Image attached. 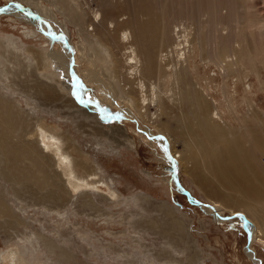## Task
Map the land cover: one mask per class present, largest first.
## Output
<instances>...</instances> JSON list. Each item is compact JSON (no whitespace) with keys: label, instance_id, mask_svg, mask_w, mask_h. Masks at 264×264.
I'll use <instances>...</instances> for the list:
<instances>
[{"label":"bare ground","instance_id":"6f19581e","mask_svg":"<svg viewBox=\"0 0 264 264\" xmlns=\"http://www.w3.org/2000/svg\"><path fill=\"white\" fill-rule=\"evenodd\" d=\"M27 1L40 12L38 15L56 20L68 35L67 23H74L89 44V53L101 62V74L110 85L123 75V92L159 131L168 115L171 126L161 133L149 128L141 132L153 139L160 136L169 140L166 135H175L177 139H171L169 144L175 153L171 162L177 175L182 163L201 186L204 177L224 196L211 199L207 211L218 219L228 208L226 203L234 202L235 207L228 208L231 215L241 213V218L251 219L253 224L248 223V229L252 238L258 235V240L264 241V112L254 98L248 100L251 86L259 83H249V76L260 77L261 71L246 39L239 36L248 25L263 36L264 15L248 19L254 14L248 0H99L100 8L93 13L85 7L88 2L84 0H45L51 6L43 0ZM9 11L19 18L26 15L20 7ZM57 13L65 19L60 20ZM207 66L214 68L209 74L202 72V67ZM59 68L73 72V65L62 53L31 48L0 34V233L11 240L22 237V228L28 227L19 208L14 207L16 200L21 202V211L30 204L59 213L75 199L90 210H103L91 193L109 186L99 174L101 167L83 154L76 155L81 147L73 135L25 108L46 105L49 111L53 108L48 105L57 101L51 93H57L81 115L96 117L70 97L66 81L58 76ZM230 78L241 84V94ZM259 80L258 86L264 90V80ZM64 90L67 95L61 93ZM241 104L248 107L244 114L247 125L241 122ZM103 111L106 114L104 108ZM191 119L203 130L199 148L192 150L190 144L182 142L186 148L177 153V133L188 131L185 124ZM237 119L240 130L233 128L232 120ZM111 195H115L114 191ZM142 223L154 226L168 240L170 232L185 240L182 231H186V225L182 221L175 220L173 228L164 227L153 217L144 218ZM42 237L45 236L37 231L21 239L31 242L30 252L34 254L35 243ZM44 242L52 250L57 246L51 238L45 237ZM29 248L16 245L3 252V259L6 264H35L25 251ZM247 253L258 261L251 248ZM130 255H125V264H146L129 259ZM162 255L166 260L157 255L161 264L175 262L170 252L164 250ZM197 257L198 252H194L192 259ZM75 258L67 251L60 255L61 260L75 262Z\"/></svg>","mask_w":264,"mask_h":264},{"label":"rangeland","instance_id":"374dc122","mask_svg":"<svg viewBox=\"0 0 264 264\" xmlns=\"http://www.w3.org/2000/svg\"><path fill=\"white\" fill-rule=\"evenodd\" d=\"M84 1L88 2L85 7L90 13L100 8L99 0ZM246 2L254 13L250 17L245 14L248 19L264 15V0ZM43 3L51 6L45 0ZM16 7H20L26 15L19 18L9 11ZM37 13L40 14L27 0H0V34L4 38L13 37L18 42L22 41L28 47L44 51L50 49L51 52H60L67 57L73 65V72L71 74L65 68H59L58 76L66 81L64 83L70 97L96 117L81 115L76 108L69 106L68 101L60 100L57 93H51L53 98L56 95L54 99L57 101L53 100L54 104L48 105L53 108L49 111L45 110L46 105L24 106L34 116L39 115L49 124L60 127L66 134L73 135L81 147L76 155L83 154L98 164L101 167L99 174L109 186L91 191L103 208L100 211L85 208L76 199L67 206V210L63 208L59 213L30 204L21 211L20 200H16L15 204L11 201L16 210L20 209L17 211L28 224V227L22 228V237H31L39 231L43 236L53 239L57 246L50 249L44 242L45 237H42L35 243L34 254H31L30 241L25 242L21 236L11 240L0 233V264H6L3 252L16 245H28L30 248L25 251L35 264H125L127 253L131 254L129 259L135 258L137 263L142 261L146 264H161L163 261L157 255L160 254L166 260L162 255L164 250L170 252L171 259L175 260L169 264H264V241L258 240V235L252 238L248 229V223L253 224V221L231 215L228 208L235 207L232 201L226 203L228 208L217 219L206 208L212 203L211 199H222V192L210 185L204 177L201 186L200 181L185 171L182 163H179L177 175L175 164L171 162L175 153L169 144L171 139H177L176 136L166 135L169 140L161 139L160 136L153 139L141 132L149 128L156 134L161 133L164 128L171 126L168 115L163 120L164 125L160 127L162 131H159L140 114L134 101L123 92V75L111 83L113 87L106 76L101 74V62L89 53V44L74 23H67L70 29L68 35L56 20ZM57 15L60 20L65 19L62 14ZM53 29L57 34L52 35ZM31 31L35 34H28ZM239 36L240 39H246L253 59L258 61L257 69L261 71L260 77L250 75L248 82L254 85L259 81L260 85L259 79L264 80V35L259 36L248 25ZM82 47L85 49L82 50ZM213 70V66L202 67L203 73ZM90 73L92 76L89 78ZM229 80L241 94V84L234 82L232 78ZM258 85L254 88L250 85L252 94L248 100L254 98L264 112V90ZM6 93L10 97H17L14 93ZM61 93L68 94L65 90ZM222 100L219 99V104ZM245 103L248 104V101ZM97 107H101L100 110ZM153 110L155 111L154 108ZM247 110V105L241 104L239 115L244 125L248 122L244 116ZM172 114L175 115V112ZM173 124L176 125L175 122ZM232 124L235 129L240 125L238 119L232 120ZM185 126L188 131L181 130L177 133V153L186 148L182 142L190 144L192 150L197 151L199 139L203 136V130L196 126L195 119L187 121ZM102 131L106 133L103 134ZM241 131L247 132L244 129ZM115 139L122 142H116ZM164 147L168 149L167 154ZM112 191L114 196L111 195ZM149 217L158 219L166 228H173L175 220L182 221L186 225V231H182L185 240L175 238L171 232L168 240L154 226L143 225V219ZM141 244L145 246L140 247ZM249 248L255 252L258 261L250 258L247 253ZM63 251L73 253L77 257L75 262L61 260ZM194 252H198L195 260L192 259Z\"/></svg>","mask_w":264,"mask_h":264},{"label":"snow or ice","instance_id":"6c2138e0","mask_svg":"<svg viewBox=\"0 0 264 264\" xmlns=\"http://www.w3.org/2000/svg\"><path fill=\"white\" fill-rule=\"evenodd\" d=\"M161 139H163V138L161 137ZM164 151H165V153L167 154V152H168L167 147H164ZM237 215H242V214H241V213H237Z\"/></svg>","mask_w":264,"mask_h":264}]
</instances>
